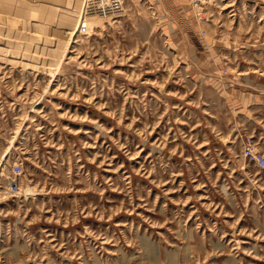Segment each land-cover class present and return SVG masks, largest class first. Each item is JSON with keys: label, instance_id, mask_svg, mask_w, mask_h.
I'll return each instance as SVG.
<instances>
[{"label": "rangeland", "instance_id": "1", "mask_svg": "<svg viewBox=\"0 0 264 264\" xmlns=\"http://www.w3.org/2000/svg\"><path fill=\"white\" fill-rule=\"evenodd\" d=\"M0 0V264H264V0Z\"/></svg>", "mask_w": 264, "mask_h": 264}, {"label": "built area", "instance_id": "2", "mask_svg": "<svg viewBox=\"0 0 264 264\" xmlns=\"http://www.w3.org/2000/svg\"><path fill=\"white\" fill-rule=\"evenodd\" d=\"M195 15L200 20H205L203 14V1L191 0ZM82 15L78 20V31L86 32L88 29V20L90 17L113 18L114 15H120L124 12L123 0H81ZM243 153L246 159L259 167H264V153L256 148L252 137L244 140ZM22 166L20 163H12L5 175L6 183H0V193H14L19 189L20 177L22 175Z\"/></svg>", "mask_w": 264, "mask_h": 264}, {"label": "bare ground", "instance_id": "3", "mask_svg": "<svg viewBox=\"0 0 264 264\" xmlns=\"http://www.w3.org/2000/svg\"><path fill=\"white\" fill-rule=\"evenodd\" d=\"M89 23V22H88Z\"/></svg>", "mask_w": 264, "mask_h": 264}]
</instances>
